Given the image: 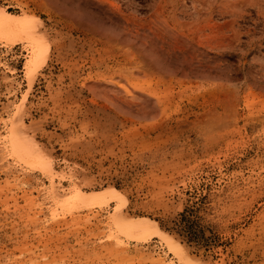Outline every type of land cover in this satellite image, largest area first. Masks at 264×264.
Segmentation results:
<instances>
[{
  "label": "rangeland",
  "instance_id": "obj_1",
  "mask_svg": "<svg viewBox=\"0 0 264 264\" xmlns=\"http://www.w3.org/2000/svg\"><path fill=\"white\" fill-rule=\"evenodd\" d=\"M2 10L31 22L0 33V264H264V0ZM111 188L186 257L73 202Z\"/></svg>",
  "mask_w": 264,
  "mask_h": 264
},
{
  "label": "bare ground",
  "instance_id": "obj_2",
  "mask_svg": "<svg viewBox=\"0 0 264 264\" xmlns=\"http://www.w3.org/2000/svg\"><path fill=\"white\" fill-rule=\"evenodd\" d=\"M30 22L31 19H29L27 16L18 17L3 10L0 11V33L2 34L18 32L20 29L28 27ZM46 54L47 50L45 49L43 56L45 57ZM32 81L33 79H30V84H32ZM34 147L35 148L33 151H23L22 153L24 157H26V159L34 166L37 165L39 167L38 169L42 170L48 178L53 180L56 172L52 170L53 168L46 158H43L35 153V144ZM73 202L78 205H84L87 208L115 203L118 207V210L112 215L111 219L118 231L122 233H128L136 237H156L162 242V244L166 246L170 253L176 257H186L182 247L171 237L162 232L156 223L149 222L146 219H133L124 217L122 215V209L126 204V200L124 196L114 188L90 194H86L83 191L78 190L73 195Z\"/></svg>",
  "mask_w": 264,
  "mask_h": 264
}]
</instances>
